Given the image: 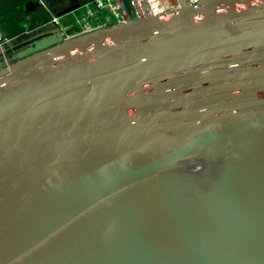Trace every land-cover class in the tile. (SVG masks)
<instances>
[{
  "label": "water",
  "instance_id": "95a60500",
  "mask_svg": "<svg viewBox=\"0 0 264 264\" xmlns=\"http://www.w3.org/2000/svg\"><path fill=\"white\" fill-rule=\"evenodd\" d=\"M115 1L0 67V264H264V0Z\"/></svg>",
  "mask_w": 264,
  "mask_h": 264
},
{
  "label": "crops",
  "instance_id": "0c3cea01",
  "mask_svg": "<svg viewBox=\"0 0 264 264\" xmlns=\"http://www.w3.org/2000/svg\"><path fill=\"white\" fill-rule=\"evenodd\" d=\"M30 1L39 0H0V29L13 40L18 41L20 38L24 44L27 42L41 43L40 45L43 46L55 41L57 37L68 36L66 31L70 29V23L74 20L72 25L77 24L82 28L94 26L98 22L97 20L90 23V19L78 12L80 9L62 15L55 12V9L60 11L76 2H81L83 5L91 0H40L41 6L33 4L30 9H26V4ZM82 10L84 11V9ZM98 14L102 23L111 24V20L109 21L111 13L108 9H103ZM77 32L79 31L74 33Z\"/></svg>",
  "mask_w": 264,
  "mask_h": 264
},
{
  "label": "built area",
  "instance_id": "2783aa9c",
  "mask_svg": "<svg viewBox=\"0 0 264 264\" xmlns=\"http://www.w3.org/2000/svg\"><path fill=\"white\" fill-rule=\"evenodd\" d=\"M150 3V9L154 14H163L168 12V10L170 9H176L179 6V1L178 0H169L168 5L166 6V8H162L160 10L156 9V5H160L161 3H163V0H148ZM192 3L194 5H197L198 2L200 0H191ZM141 0H135L136 4H140ZM80 8L84 9L82 16L90 19V23H93L94 21H97V24L94 26H86L82 29L83 30H87V29H91L94 27H98L101 25H105L104 23H102L98 16L101 12V10H105L108 9V11L111 13L110 15V19L111 20V24L112 23H117V22H122L124 20V15L121 13V11L119 10V7L116 3L115 0H91L90 2L83 4ZM86 21V19L84 20V22ZM9 37L6 36L2 30L0 29V49L3 47L5 41L8 39Z\"/></svg>",
  "mask_w": 264,
  "mask_h": 264
},
{
  "label": "rangeland",
  "instance_id": "374dc122",
  "mask_svg": "<svg viewBox=\"0 0 264 264\" xmlns=\"http://www.w3.org/2000/svg\"><path fill=\"white\" fill-rule=\"evenodd\" d=\"M79 9H80V11L78 10V12L83 14L82 8H79ZM74 22H75V20L70 23L71 26H70V29H68L66 31L67 32L66 35H72L71 33H74L76 31H79V32L82 31L83 28L80 27L79 25H77V24L72 25ZM40 44L41 43L31 44L28 42L24 44L21 42L20 38L18 39V41L13 40L11 38H8L5 41L3 47L0 49V67L5 66L16 55H21L23 52L26 53L27 51H31V50H34V49L40 47L41 46Z\"/></svg>",
  "mask_w": 264,
  "mask_h": 264
},
{
  "label": "bare ground",
  "instance_id": "6f19581e",
  "mask_svg": "<svg viewBox=\"0 0 264 264\" xmlns=\"http://www.w3.org/2000/svg\"><path fill=\"white\" fill-rule=\"evenodd\" d=\"M169 0H163V3H161L160 5H156V9L160 10L162 8H166V6L168 5Z\"/></svg>",
  "mask_w": 264,
  "mask_h": 264
},
{
  "label": "flooded vegetation",
  "instance_id": "af4514ba",
  "mask_svg": "<svg viewBox=\"0 0 264 264\" xmlns=\"http://www.w3.org/2000/svg\"><path fill=\"white\" fill-rule=\"evenodd\" d=\"M28 52V51H27Z\"/></svg>",
  "mask_w": 264,
  "mask_h": 264
}]
</instances>
